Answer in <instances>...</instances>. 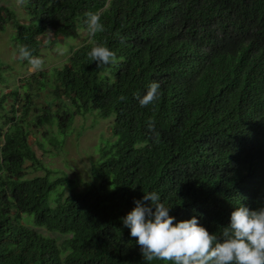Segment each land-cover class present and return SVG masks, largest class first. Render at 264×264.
Wrapping results in <instances>:
<instances>
[{
    "label": "trees",
    "instance_id": "16d2710c",
    "mask_svg": "<svg viewBox=\"0 0 264 264\" xmlns=\"http://www.w3.org/2000/svg\"><path fill=\"white\" fill-rule=\"evenodd\" d=\"M22 8L24 21L0 5V32L10 27L18 55L27 45L39 57L48 34L49 45L79 37L89 12L105 31L0 92V264H148L122 218L151 191L176 221L195 215L217 235L241 203L264 206V0H23ZM90 39L118 63L98 68ZM11 70L0 59V83ZM153 81L159 99L141 107ZM88 114L112 118L111 137L76 191L41 164L30 138L44 128L42 141L58 148Z\"/></svg>",
    "mask_w": 264,
    "mask_h": 264
},
{
    "label": "clouds",
    "instance_id": "9594fccd",
    "mask_svg": "<svg viewBox=\"0 0 264 264\" xmlns=\"http://www.w3.org/2000/svg\"><path fill=\"white\" fill-rule=\"evenodd\" d=\"M86 16L89 37L105 31L98 12H89ZM89 43L93 46L87 55L98 68L118 63L116 53L106 43H95L91 39ZM34 51L27 45L18 47L19 59L26 60L33 72L44 66L43 59L33 55ZM160 87L153 81L146 95L139 98L140 106L155 103ZM147 123L149 130H153L154 121ZM134 204L135 207L122 218V223L130 229V236L136 239L142 258L148 264L154 260L167 264H264V206L252 210L241 203L231 213L230 224L217 235L201 226L195 215L188 220L176 221L170 215L172 207L161 202L155 191L144 193L141 200H134Z\"/></svg>",
    "mask_w": 264,
    "mask_h": 264
},
{
    "label": "rangeland",
    "instance_id": "374dc122",
    "mask_svg": "<svg viewBox=\"0 0 264 264\" xmlns=\"http://www.w3.org/2000/svg\"><path fill=\"white\" fill-rule=\"evenodd\" d=\"M0 5L12 8L16 11L18 18L21 21L25 20V11L22 8L23 3L20 0H0ZM10 27L6 33L0 32V59L12 67L10 72L4 73L2 76L5 82L0 83V92L9 93L17 85L20 80L30 77L38 72H47L52 67L62 65L70 55V49L79 47L86 43L89 39L88 32L80 31L79 37L67 38L66 40L59 39L57 43L49 45L52 40V35L48 34L42 38L44 46L39 52V57L43 59L44 66L40 71H30V66L23 65L19 55L13 49L9 42ZM43 102L41 96L35 100V103ZM113 119H100L93 115L77 116L74 123L70 127L68 135L64 138L63 144L56 148L49 142H43V129H41L35 137L30 138V142L36 152L37 158L41 164L53 175L63 176V174L73 181V188L76 191L82 190L84 183L90 181V171L92 164L97 161L99 154L98 148L103 144V141L111 137L110 128ZM54 131V130H53ZM44 144V149H39L36 141ZM30 165L27 163L26 166ZM30 172V170H28ZM45 171L41 169L35 173L43 175ZM34 174L30 173V177ZM70 188L65 187L64 194L70 193ZM32 226V218L30 221ZM46 236L51 233L42 230ZM56 237V235H54Z\"/></svg>",
    "mask_w": 264,
    "mask_h": 264
}]
</instances>
